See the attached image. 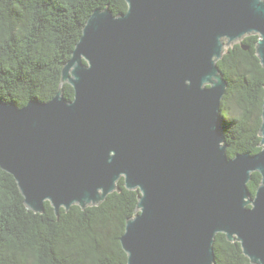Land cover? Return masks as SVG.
Masks as SVG:
<instances>
[{"label":"water","instance_id":"water-1","mask_svg":"<svg viewBox=\"0 0 264 264\" xmlns=\"http://www.w3.org/2000/svg\"><path fill=\"white\" fill-rule=\"evenodd\" d=\"M125 1L89 17L51 101H0V168L38 214L99 206L124 178L126 264H216L219 233L264 264V101L262 150L231 158L218 66L255 34L264 68V0Z\"/></svg>","mask_w":264,"mask_h":264},{"label":"trees","instance_id":"trees-1","mask_svg":"<svg viewBox=\"0 0 264 264\" xmlns=\"http://www.w3.org/2000/svg\"><path fill=\"white\" fill-rule=\"evenodd\" d=\"M106 8L119 15L128 5L125 0H0V101L19 107L51 101L84 25L96 9ZM258 40L246 36L218 61L228 82L220 118L231 158L262 150L264 68ZM64 95L72 101L74 88L65 84ZM261 181L259 173L252 175L253 196ZM139 195L121 178L99 206L74 205L57 215L46 202L38 214L26 207L14 177L0 168V264H126L120 240L127 219L136 215ZM215 252L216 264H251L241 243L225 234H217Z\"/></svg>","mask_w":264,"mask_h":264},{"label":"rangeland","instance_id":"rangeland-1","mask_svg":"<svg viewBox=\"0 0 264 264\" xmlns=\"http://www.w3.org/2000/svg\"><path fill=\"white\" fill-rule=\"evenodd\" d=\"M226 50L228 49V47L225 48ZM226 50L224 52H226Z\"/></svg>","mask_w":264,"mask_h":264}]
</instances>
